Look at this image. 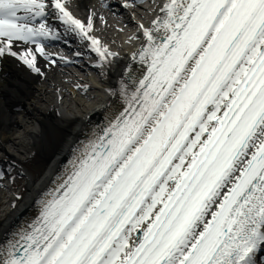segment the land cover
<instances>
[{
  "label": "snow or ice",
  "instance_id": "obj_1",
  "mask_svg": "<svg viewBox=\"0 0 264 264\" xmlns=\"http://www.w3.org/2000/svg\"><path fill=\"white\" fill-rule=\"evenodd\" d=\"M49 7L103 61L116 55L62 0H0V57L40 72L12 47L51 34ZM159 13L140 25L123 110L0 238V264H264V0H164Z\"/></svg>",
  "mask_w": 264,
  "mask_h": 264
},
{
  "label": "bare ground",
  "instance_id": "obj_2",
  "mask_svg": "<svg viewBox=\"0 0 264 264\" xmlns=\"http://www.w3.org/2000/svg\"><path fill=\"white\" fill-rule=\"evenodd\" d=\"M48 3L51 5L54 0ZM62 3L85 25L91 17L89 33H94L102 47L110 46L106 47L108 52L116 55L102 60L105 71L91 70L99 78L90 77L72 56L54 57L44 46L43 53L37 51L45 38H39L40 45L17 41L12 47L21 56L30 51L36 57L39 73L20 57H0V153L15 165L26 187L20 200L19 194L12 193L13 186L0 179V238L38 215V201L56 188L57 177L64 174L73 149L123 110L118 91L120 81L131 86L129 77H139L143 71L133 60V53L144 41L140 25H152L156 16L161 15L159 7L164 0L149 19L135 0H62ZM54 11L53 7L48 8L50 28L54 25L50 19ZM124 29L129 32L123 34ZM66 51L69 55L73 53L70 48ZM36 150L45 152L44 169L33 175L24 163Z\"/></svg>",
  "mask_w": 264,
  "mask_h": 264
},
{
  "label": "rangeland",
  "instance_id": "obj_3",
  "mask_svg": "<svg viewBox=\"0 0 264 264\" xmlns=\"http://www.w3.org/2000/svg\"><path fill=\"white\" fill-rule=\"evenodd\" d=\"M117 7V6H114ZM102 19L100 20V22ZM72 69V68H71ZM80 75V73H78ZM81 76V75H80ZM43 151L36 150L35 153L32 154V156L24 163L25 168L27 170L35 175L38 173H41V171L44 169V164H42L43 161ZM5 158V156H3ZM7 159V158H5ZM9 161V159H7ZM8 163V162H7ZM8 168L10 169L11 172H17L18 170L16 169L15 166H11L10 163H8ZM4 182L10 184V179H8L10 176L7 175V173H3ZM12 183H13V189L12 193L19 194V199L23 200L25 194H26V187H24V178H22L19 175H12ZM8 191V190H7ZM6 191V192H7Z\"/></svg>",
  "mask_w": 264,
  "mask_h": 264
}]
</instances>
